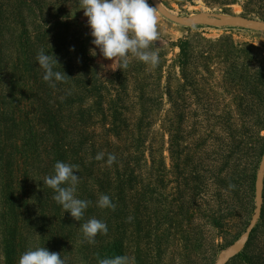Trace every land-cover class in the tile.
<instances>
[{
    "label": "rangeland",
    "instance_id": "374dc122",
    "mask_svg": "<svg viewBox=\"0 0 264 264\" xmlns=\"http://www.w3.org/2000/svg\"><path fill=\"white\" fill-rule=\"evenodd\" d=\"M0 1L6 4L8 17L11 5L7 4L8 0ZM160 1L171 12L185 17L241 15L264 21V14L245 15L241 1L229 5H210L204 0ZM148 3L154 6L150 0ZM57 6L63 8L55 5V0H44V4L36 8V15L26 10L33 41L41 16L50 19ZM62 13V17L68 16L69 22L79 24L72 23L66 32L54 30L44 41L53 45L56 35L64 34L70 36L69 39L88 36L85 43L90 52L94 47L93 38L80 0H69ZM156 13L158 40L152 42L154 47L149 50L159 53L160 63L165 65L160 89L148 93L157 97L160 104L154 105L149 115V133L145 141L142 140L143 144L137 148V139H133L136 137L128 136L127 130L119 135L108 132L110 124H104L97 113L86 124L78 123L75 117L64 121V128L69 132L66 142L77 138L78 134L73 132L76 130L100 144L102 153L115 156L112 164H108L104 156L102 160H95L92 172L75 173L80 177L75 195L90 201L80 221L64 213L53 199L54 190L43 184L45 177L54 174L50 166L55 147L49 139L47 124L40 120L37 122L41 137L39 149L25 165L27 176L15 170L18 163L19 169L23 168L22 159L13 166L15 176L19 174V184L24 187L26 200L13 209L15 219L7 216L2 185L16 143L8 125L12 124L10 78L17 61L20 34L13 16L8 17L9 24L4 28L3 39L0 38V157L3 156L0 159V264H6L3 239L13 223L18 227L13 264H18L24 252L37 247L61 253L65 264H94L99 258L100 246L115 237L121 240L123 256L130 258V264H217L247 230L256 209L257 175L264 155V32L237 27L184 26L170 21L157 9ZM187 37L192 43V56L182 71L176 59L180 49L174 44ZM224 37L228 39L225 42L232 41L242 51H233L232 57L228 54L233 53L226 50L220 58H203V51L209 48L208 40ZM81 39L72 41L71 45L78 47L83 43ZM96 52V56L90 52L86 67L94 66L97 75L105 81L118 65L104 59L99 49ZM75 53L70 59L73 76L88 79L95 75L85 69L84 61ZM134 58L129 53L128 61ZM232 62L235 65L231 68ZM149 66L146 67L149 69ZM34 72L26 73L16 92L24 93L19 107L25 110L36 107L34 93H45L41 78ZM132 83L128 84L130 94L137 93ZM108 87L102 92L109 93ZM56 93L63 98V93L67 92L60 89ZM110 97L111 93L106 95L105 106ZM138 100L134 94L129 100L126 98L130 109L134 108L127 117L140 116L143 109L137 105ZM91 105L93 98H87L81 106ZM78 106L75 105L74 110ZM136 149L140 153H136ZM64 163L72 165L71 157ZM104 194L110 197L114 209L97 206L99 197ZM262 215L245 247L224 264H264ZM92 218L106 223L108 232L97 234L95 242L88 243L79 225Z\"/></svg>",
    "mask_w": 264,
    "mask_h": 264
},
{
    "label": "trees",
    "instance_id": "16d2710c",
    "mask_svg": "<svg viewBox=\"0 0 264 264\" xmlns=\"http://www.w3.org/2000/svg\"><path fill=\"white\" fill-rule=\"evenodd\" d=\"M204 1L210 5H229L241 1L245 15L251 14V12H256L260 15L264 14V0ZM7 4L9 7L11 5V11H9L10 15L13 16L14 23L20 29L17 46V61L13 66L10 78L12 124L10 123L8 125L10 131L13 133V137L16 138V143L14 145V153L12 152V155H10L11 157L8 160L7 170L4 174L2 185L3 193H5V203L8 208L7 216H12V218L15 219L16 217L13 214V209H15L20 203H24L26 200L24 197V187L19 184V180L17 179V177H19L18 172L22 174L21 176L26 175L25 165L28 161L33 160L32 158L36 155L39 149L41 137L40 131H37L39 125L37 122L40 120L47 124L50 132L49 139L54 142L55 149L52 151L53 164L50 166L52 172L54 171V165L56 162H64L69 156L71 157L72 165H76L77 162L81 164L79 165L78 163V165H76L78 166V173H83L88 170L92 172L95 166V157L98 153L102 152V146L95 141H92L90 136L79 133V131L77 132L76 130L73 132L74 134H78L75 135L77 138H71V141L66 142L69 132L64 128V121H66L67 118L71 120L75 117L78 123L83 124L86 121L89 123L94 113H97L101 115V120L104 124H110V127L107 130L108 132H116V134L119 135L122 133L121 131L127 130L128 132H125L128 136L136 137L133 139H137V148H139L143 144L142 140L145 141L146 136L149 133V115L152 110H154V105L156 106L160 104L159 101H157V97H152L148 93H153L155 90L160 89V81L162 79V72L165 64L164 62L160 63L162 59L159 53H157L159 56L158 65L155 67H151L150 65L149 69L146 67L147 64L134 58L133 61H128V67L126 69L121 70L118 68L109 78L102 81L101 77L97 75L94 66L90 65V67H86L90 60V52L85 43V41L88 40V36H79L82 38L81 42L85 43V45L80 43L78 47L71 45V42H78L80 41V38L69 39L70 36L64 34L60 37L56 35L53 45H48V42L44 41L48 36L50 38L54 30L63 29L66 32L69 30L72 23L73 25H76L75 23L79 24L78 21H75V23L69 22L68 16L62 17L64 5L69 4V0H55V5L59 4V6H63V8L57 6L55 13L51 15L50 19H46L44 15H42L40 19L39 17L37 18L40 23L35 31L36 37L34 41L31 38L33 34L28 30L26 10L29 13H35L36 15V8H38L40 4L43 5L44 0H8ZM7 10L6 4L3 3V1H0L1 39H3L4 28L9 24L8 17L10 15H8V17L6 16ZM66 13L67 12H64V14ZM1 41L2 40H0V42ZM225 41H228L226 37L218 39L217 41L208 40L207 43L209 44V48H207V52L203 51V58H220L221 54L226 50H230L231 52L229 53H233V51L239 53L242 51L240 50L241 48H238V46L232 41H229V45H227L229 42ZM174 45L178 46L180 49L176 59L183 71L184 64H186L192 56L190 53L192 43L190 42L189 37H187L179 40ZM246 46L250 47L253 45L247 44ZM153 47V44H151L149 49H152ZM41 52L53 56L55 55L60 64L55 65V70L60 71L61 73L64 71L68 76H65L64 80L61 82H54V87L50 86L48 82L43 80L44 71L38 67L36 57ZM73 52H76L75 54H77L76 56L79 57L80 61H84L83 64L85 69H87L88 72L95 73V75H92L88 79L87 76H73L74 70L70 65V59L73 58ZM228 55H234V53ZM234 65L235 63L232 62L230 65L231 68L234 67ZM31 71H35L34 73L38 79L41 78L40 82L41 85L45 87V93H34L32 96L35 97L38 102L36 107L33 110H25L19 107L22 105L24 100L23 96L25 95L24 93L16 92L17 89L22 86L21 82H23V77L27 72ZM40 73L42 74V77ZM131 82H133L134 90L137 92L132 94L139 99L137 105H140L143 109L139 117L137 115H130L134 121H132L131 117H127V114L134 109H130V101H126V98L129 100L132 95L128 93V91H130L128 90V84ZM104 83L110 84L109 93H111V97L108 99L107 106H105V100L106 95L109 93L102 92L103 89L108 87ZM78 88H80V93H77ZM60 89L67 92L63 93V98H60V93H56L57 91L60 92ZM71 89H74V91ZM54 94H56V98H54ZM87 98H93V105L86 108L82 107L81 105L85 104ZM77 104L80 106H78V109L76 108L77 110H74V106ZM135 105L136 103H134L133 106L135 107ZM65 107H67V113H64ZM65 114H67V116ZM136 117L138 118L136 119ZM132 122H134L135 126H132ZM135 152L140 153V150L136 149ZM109 154L111 153L108 152L104 154L106 158L105 161L108 160ZM3 155L6 154L3 153ZM90 155L93 157L91 159H94L93 162L88 158ZM19 158L23 160V168L19 169L21 165L19 166L18 163V166H15V170L18 171L15 176L13 166L15 162L17 163ZM0 159H3V156H1ZM35 160L36 158L34 161ZM89 161L91 164L88 165ZM262 214L264 215V206L262 208ZM17 234V223H13L5 232L3 241L6 264H13V258L17 250ZM118 238L115 237L104 246H100L98 257L112 258L115 256H123L121 240ZM96 263L97 260L94 264ZM143 263L144 262L141 264Z\"/></svg>",
    "mask_w": 264,
    "mask_h": 264
},
{
    "label": "clouds",
    "instance_id": "9594fccd",
    "mask_svg": "<svg viewBox=\"0 0 264 264\" xmlns=\"http://www.w3.org/2000/svg\"><path fill=\"white\" fill-rule=\"evenodd\" d=\"M80 7L84 10L93 49L91 55L99 54L107 60L116 63L119 69L128 67L129 53L139 61L155 67L159 63V56L154 51H149L153 41L158 40L156 7L150 6L148 0H80ZM38 67L43 69V80L54 87V82L64 80L65 72L55 70L59 64L56 56L41 52L36 57ZM111 64V65H112ZM60 65V64H59ZM116 68V69H117ZM68 77V76H67ZM104 153H98L96 160H102ZM115 156L109 154L107 163L112 164ZM78 166L64 162H56L54 174L45 177L46 184L56 193L53 199L62 206L76 221H80L90 201L77 198L75 195L80 177ZM100 208L114 209L110 197L101 195L97 201ZM84 238L88 243H94L97 234H107L106 223L96 218L79 225ZM18 264H65L61 253L50 252L45 247L24 252ZM97 264H130L128 256H115L112 258H98Z\"/></svg>",
    "mask_w": 264,
    "mask_h": 264
},
{
    "label": "water",
    "instance_id": "95a60500",
    "mask_svg": "<svg viewBox=\"0 0 264 264\" xmlns=\"http://www.w3.org/2000/svg\"><path fill=\"white\" fill-rule=\"evenodd\" d=\"M156 9L167 19L172 22L184 25H206L213 27H237L264 32V21L241 15H216V14H198L194 16H180L167 9L160 0H150ZM264 155L262 157L256 183V209L250 221L247 230L234 243V245L224 253V256L217 264H224L232 256L239 253L247 244L250 235L258 223L264 203Z\"/></svg>",
    "mask_w": 264,
    "mask_h": 264
}]
</instances>
